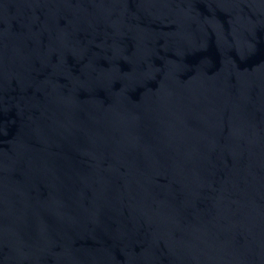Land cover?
<instances>
[{
	"label": "water",
	"instance_id": "1",
	"mask_svg": "<svg viewBox=\"0 0 264 264\" xmlns=\"http://www.w3.org/2000/svg\"><path fill=\"white\" fill-rule=\"evenodd\" d=\"M0 264H264V0H0Z\"/></svg>",
	"mask_w": 264,
	"mask_h": 264
}]
</instances>
